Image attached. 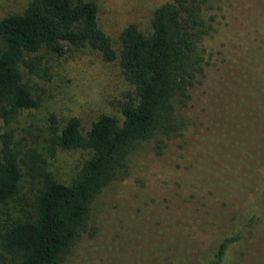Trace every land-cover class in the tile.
<instances>
[{"label":"rangeland","instance_id":"1","mask_svg":"<svg viewBox=\"0 0 264 264\" xmlns=\"http://www.w3.org/2000/svg\"><path fill=\"white\" fill-rule=\"evenodd\" d=\"M30 1L0 0V19L21 14ZM86 1L96 4L98 27L116 52L127 25L150 34L153 12L169 2ZM213 2L222 6L219 28L223 31L215 35L212 45L221 47L230 59L219 56L217 64L207 68V77L195 87L188 107L173 103L176 122L182 118L197 122L180 137L175 131L159 133L133 150L128 166L118 170L116 179L93 203L87 232L62 254L61 264H210L221 239L237 231L241 239L227 249L221 264H264V242L247 233L252 213L245 188L237 185L228 198L220 196L236 180L234 151L257 136L251 104L264 91V78H260L264 77V0ZM40 54L36 73L20 68L37 106L22 111L8 126L0 120V136L11 135L22 174L17 196L0 207V236L10 222L35 218L42 171L70 184L92 155L89 150H64L53 144L48 118L54 116L61 129L76 117L86 134L99 116H118L124 101L117 86L118 61L104 63L87 49L62 58L47 51ZM232 77L239 79L230 81ZM260 111L264 121V107ZM207 128L215 142H207ZM246 149L240 166L255 179L253 151ZM198 227L200 234L193 238ZM186 232L190 234L183 240ZM0 264H20L17 256L2 249L1 238Z\"/></svg>","mask_w":264,"mask_h":264},{"label":"trees","instance_id":"2","mask_svg":"<svg viewBox=\"0 0 264 264\" xmlns=\"http://www.w3.org/2000/svg\"><path fill=\"white\" fill-rule=\"evenodd\" d=\"M220 13L222 6L213 0H169L153 12L150 34L142 33L134 24L121 31L118 52L98 27L97 7L92 1L32 0L21 14L0 19V120L4 125L37 106L22 81L20 68L36 73L41 51L62 58L68 52L87 49L97 53L104 63L118 61L117 86L124 93L118 116H99L86 134L76 117L61 129L54 116L48 118L53 144L64 150H89L92 155L70 184L59 182L49 171L40 173L41 187L34 201L36 216L4 227L0 238L5 252L17 256L20 264H61L62 254L87 232L93 203L116 179L118 170L128 166L133 150L159 133L175 131L180 137L191 126V118L176 122L173 103L188 107L195 87L207 77V68L226 54L221 47L212 45L215 35L223 31L219 28L223 20ZM233 62L238 68V63ZM235 77L230 81L239 79ZM261 92L251 104L257 136L234 151L236 180L220 196L228 198L237 185L245 188L252 213L247 233L264 242V121L259 112V107H264V91ZM195 120L204 125L202 120ZM209 133L207 128V142H215ZM0 141L2 207L17 196L22 174L11 135L4 132ZM163 146L164 143L157 149ZM246 148L253 151L255 179L246 176L240 166ZM202 220L200 215L203 229ZM199 230L194 229L193 238L200 234ZM189 234L186 232L183 240ZM241 236L237 231L222 238L210 264H221L227 249Z\"/></svg>","mask_w":264,"mask_h":264}]
</instances>
